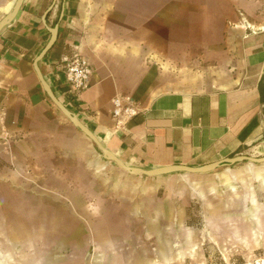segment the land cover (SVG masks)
<instances>
[{"label":"crops","instance_id":"obj_1","mask_svg":"<svg viewBox=\"0 0 264 264\" xmlns=\"http://www.w3.org/2000/svg\"><path fill=\"white\" fill-rule=\"evenodd\" d=\"M14 1L0 0V20ZM248 9L237 0H24L0 33V264H63L64 247L87 229L95 264L129 262L137 251L125 231L143 212L153 227L162 211L127 203L161 187L179 193L184 183L203 197L216 189L182 173L132 175L106 160L36 72L50 29L58 25L38 63L43 77L106 149L131 167H200L264 157V18ZM76 52L93 67L80 94L65 76L64 58ZM126 97L139 113L119 123L113 102ZM217 170L220 185L245 179L246 192L264 178V166Z\"/></svg>","mask_w":264,"mask_h":264},{"label":"rangeland","instance_id":"obj_2","mask_svg":"<svg viewBox=\"0 0 264 264\" xmlns=\"http://www.w3.org/2000/svg\"><path fill=\"white\" fill-rule=\"evenodd\" d=\"M237 3L238 7H250L245 14L247 17L264 18V0H237ZM250 166L263 167L264 164L243 162L231 169L238 171ZM221 172L216 170L208 176L183 174L195 182L208 180L211 181L208 183L216 184L215 191L205 192L204 197L183 187L184 183L180 185L179 193L161 187L155 192L141 193L133 202L127 203V207L137 204L145 212L155 207L162 213L157 215L152 227L146 221L148 215L143 212L142 224L128 233L125 231L126 236H132L137 254L129 262L120 264H264V178L262 182L260 179L253 181V190L246 192L242 182L245 179L237 180L230 188L220 185L216 176ZM208 183L204 185L208 186ZM76 221L81 219L76 216ZM149 230L155 232L157 243L165 242L167 260H163L157 251L162 245L150 240ZM91 234L88 229L77 231V242L71 247L65 246V252L60 254L63 264H95V245L88 241ZM50 248L39 246L40 251L45 249L47 252ZM24 251H17V262L24 259Z\"/></svg>","mask_w":264,"mask_h":264},{"label":"water","instance_id":"obj_3","mask_svg":"<svg viewBox=\"0 0 264 264\" xmlns=\"http://www.w3.org/2000/svg\"><path fill=\"white\" fill-rule=\"evenodd\" d=\"M24 0H15L11 9L6 13V15L0 20V33L7 25H9L13 19L18 14ZM51 32V39L40 53V55L35 60V69L39 76V79L44 87L45 92L52 100V102L62 111V113L78 128L80 129L89 139H91L98 149L103 153L104 157L108 161L115 162L118 166H120L124 171L132 174V175H145L148 177H157V176H165L175 173H182L187 175H202V174H209L211 172L216 171L217 169L224 167V166H232L238 163L243 162H250L252 164H264V157H252L246 155H240L236 157H230L223 159L221 161L211 163L208 165L200 166V167H192V166H185V165H174L168 167H161V168H154V169H143L138 167H131L126 165L118 156L114 153L106 149L102 143L99 141L97 136L85 125L82 121L78 118L77 115L72 113L68 108L57 98L54 91L50 87L49 83L43 77V74L40 70L38 65L39 61H41L47 52L52 48L54 45L57 36H58V25L54 28L50 29Z\"/></svg>","mask_w":264,"mask_h":264},{"label":"built area","instance_id":"obj_4","mask_svg":"<svg viewBox=\"0 0 264 264\" xmlns=\"http://www.w3.org/2000/svg\"><path fill=\"white\" fill-rule=\"evenodd\" d=\"M64 62L66 82L71 86L72 90L77 94L87 90L91 85L93 76V67L90 61L79 52H76L72 57H65ZM134 103L131 97L114 100L113 116L121 119L119 123L123 120H130L139 113Z\"/></svg>","mask_w":264,"mask_h":264},{"label":"bare ground","instance_id":"obj_5","mask_svg":"<svg viewBox=\"0 0 264 264\" xmlns=\"http://www.w3.org/2000/svg\"><path fill=\"white\" fill-rule=\"evenodd\" d=\"M263 29H264V27H263ZM231 187V186H230ZM232 189H234V188H232Z\"/></svg>","mask_w":264,"mask_h":264}]
</instances>
